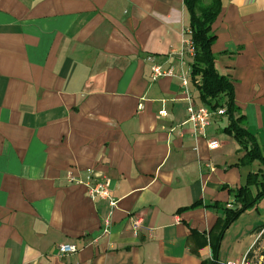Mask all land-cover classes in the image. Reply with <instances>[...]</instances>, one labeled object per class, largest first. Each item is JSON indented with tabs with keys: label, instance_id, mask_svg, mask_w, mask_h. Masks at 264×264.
<instances>
[{
	"label": "crops",
	"instance_id": "obj_1",
	"mask_svg": "<svg viewBox=\"0 0 264 264\" xmlns=\"http://www.w3.org/2000/svg\"><path fill=\"white\" fill-rule=\"evenodd\" d=\"M189 26L184 0H0V264H213L223 211L184 209L236 208L231 190L263 167L237 166L223 111L206 138L184 125ZM212 29L264 152V0H221ZM156 64L176 76L153 81ZM90 180L116 209L89 198ZM263 226L264 200L228 229L221 264H243ZM63 244L78 254L60 256Z\"/></svg>",
	"mask_w": 264,
	"mask_h": 264
},
{
	"label": "trees",
	"instance_id": "obj_2",
	"mask_svg": "<svg viewBox=\"0 0 264 264\" xmlns=\"http://www.w3.org/2000/svg\"><path fill=\"white\" fill-rule=\"evenodd\" d=\"M201 0H184V5L190 16L189 37L193 48L191 64V81L199 92L200 102L207 106L211 112L223 111L229 120V125L223 133L232 137L245 153L237 166L249 167L259 162L263 167L257 173H250L246 184L233 191L236 208H227L220 204L211 206L197 202L184 210L200 207H212L223 211V218L218 220L214 234L211 235L210 244L213 252V264H221L219 260L220 247L228 229L247 211L257 208L264 200V152L257 137L247 128L245 115L240 111L235 101L234 84L230 77L222 75L216 68V58L212 47L216 42L213 25L221 10V0H214L212 6L200 7ZM252 188L257 192L254 196ZM264 227V226H263ZM261 227V228H263ZM261 228H258L259 230ZM193 235H199L192 232Z\"/></svg>",
	"mask_w": 264,
	"mask_h": 264
},
{
	"label": "built area",
	"instance_id": "obj_3",
	"mask_svg": "<svg viewBox=\"0 0 264 264\" xmlns=\"http://www.w3.org/2000/svg\"><path fill=\"white\" fill-rule=\"evenodd\" d=\"M184 47H187V51L193 53L192 44L189 41L184 40ZM186 49L181 50L180 56L183 59ZM176 76V70L174 68H164L161 65H154L152 67V80L158 81L161 78H173ZM180 80L184 88V94L187 95L189 102L188 107V119L184 125H188L191 129V134L194 138H206L207 130L211 126L213 121V112L205 105H197L191 98L189 93L191 75L188 73H182ZM217 146L216 141L209 142V148L215 149ZM88 196L94 202L108 201L111 209H116L118 201L113 198L110 186L106 182H93L90 180L87 183ZM109 224L106 226L104 232H109ZM79 252V248L75 244H63L59 247L60 256L76 255ZM231 264V263H229Z\"/></svg>",
	"mask_w": 264,
	"mask_h": 264
},
{
	"label": "rangeland",
	"instance_id": "obj_4",
	"mask_svg": "<svg viewBox=\"0 0 264 264\" xmlns=\"http://www.w3.org/2000/svg\"><path fill=\"white\" fill-rule=\"evenodd\" d=\"M255 246L243 264H264V227L256 232Z\"/></svg>",
	"mask_w": 264,
	"mask_h": 264
}]
</instances>
